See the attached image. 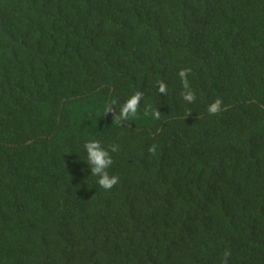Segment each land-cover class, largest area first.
Returning a JSON list of instances; mask_svg holds the SVG:
<instances>
[{
  "label": "trees",
  "instance_id": "1",
  "mask_svg": "<svg viewBox=\"0 0 264 264\" xmlns=\"http://www.w3.org/2000/svg\"><path fill=\"white\" fill-rule=\"evenodd\" d=\"M0 264H264V0H0Z\"/></svg>",
  "mask_w": 264,
  "mask_h": 264
},
{
  "label": "clouds",
  "instance_id": "2",
  "mask_svg": "<svg viewBox=\"0 0 264 264\" xmlns=\"http://www.w3.org/2000/svg\"><path fill=\"white\" fill-rule=\"evenodd\" d=\"M180 77L183 79L184 75H185V71H181L179 73ZM185 98L188 100H191L193 98L192 93H187L185 95ZM220 106V101L217 100L215 103L211 104L209 106L208 111L211 113H214L217 111V109ZM85 147L87 148L88 151V155L90 157V159L97 165L96 168L93 169V174H95L97 171L100 170V168L110 164L112 162V157L111 155L103 149H100L98 146V141H90L88 143L85 144ZM112 151L115 152L117 151L116 146L112 147ZM118 178L113 175V176H109V174L107 172L103 173L100 178L98 179V184L104 188V189H111L112 186L114 184L117 183Z\"/></svg>",
  "mask_w": 264,
  "mask_h": 264
}]
</instances>
